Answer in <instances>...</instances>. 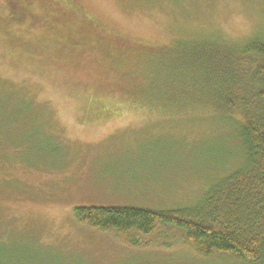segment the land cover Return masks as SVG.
<instances>
[{
    "label": "rangeland",
    "instance_id": "374dc122",
    "mask_svg": "<svg viewBox=\"0 0 264 264\" xmlns=\"http://www.w3.org/2000/svg\"><path fill=\"white\" fill-rule=\"evenodd\" d=\"M66 1L138 43L238 47L264 38V0ZM18 52L0 37V264H220L180 245L129 249L78 224L73 211L194 207L216 179L245 166L240 120L145 109L138 94L166 75L142 70L141 60V87L124 101L93 94L89 77L37 71ZM7 105L29 106L27 131L9 130Z\"/></svg>",
    "mask_w": 264,
    "mask_h": 264
},
{
    "label": "trees",
    "instance_id": "16d2710c",
    "mask_svg": "<svg viewBox=\"0 0 264 264\" xmlns=\"http://www.w3.org/2000/svg\"><path fill=\"white\" fill-rule=\"evenodd\" d=\"M0 37L33 61L37 71L89 77L86 82L96 83L93 94L124 101L137 95L136 64L141 60L142 70L166 75L159 88L145 87L138 94L145 109L238 118L246 164L216 179L194 207L170 212L77 207L73 216L129 249L180 245L220 264H264V38L238 47L225 42L138 43L66 0H0ZM36 60L43 69L34 66ZM6 108L10 131L25 132L34 122L28 105L21 112Z\"/></svg>",
    "mask_w": 264,
    "mask_h": 264
},
{
    "label": "bare ground",
    "instance_id": "6f19581e",
    "mask_svg": "<svg viewBox=\"0 0 264 264\" xmlns=\"http://www.w3.org/2000/svg\"><path fill=\"white\" fill-rule=\"evenodd\" d=\"M237 123V122H236Z\"/></svg>",
    "mask_w": 264,
    "mask_h": 264
}]
</instances>
